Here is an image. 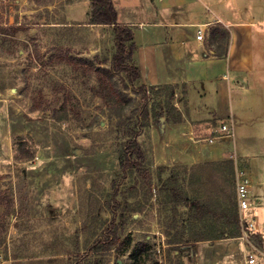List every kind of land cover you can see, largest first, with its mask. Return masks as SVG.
I'll use <instances>...</instances> for the list:
<instances>
[{
  "label": "rangeland",
  "instance_id": "1",
  "mask_svg": "<svg viewBox=\"0 0 264 264\" xmlns=\"http://www.w3.org/2000/svg\"><path fill=\"white\" fill-rule=\"evenodd\" d=\"M263 2L229 0L227 7L238 19H247L264 8ZM49 4L51 8H40ZM63 4V0H0V29L8 28L6 34L0 33V264H40L38 261L47 257H56L53 264H64V258H75L86 249L89 238L92 244L96 238L92 233L114 216L130 240L123 251L108 252L102 264H176L178 247L182 262L196 264L195 244L176 247L168 243L180 229L177 223L170 228L173 219L168 211L161 214L160 222L156 219V196L162 181L172 170L180 171L181 176L184 171L168 165H161L168 166L161 170L155 165L151 125L139 139L156 185L154 195L147 193L143 178L120 171L119 149L125 139L121 129L139 119L144 98L132 89L124 72L114 77L125 95L122 113L91 89L99 82L96 68L110 67L116 52L112 28L91 22V4L85 23L60 25L72 17ZM11 20L21 23L14 36ZM156 101H149L151 115L158 110ZM174 103L186 111L185 98L175 95ZM35 104L42 108L32 110ZM11 105L21 114L16 117L13 113L8 120L2 113ZM157 121L151 119L154 125ZM196 123L198 135L227 134L221 129L225 120L214 119L201 126ZM257 160L264 162V157ZM212 173L210 167L208 174ZM211 178L205 184L198 180L183 188L202 200L211 195L216 198L218 184ZM220 181L227 187L226 179ZM253 186L259 194H254L251 207L242 211L244 216L252 211L255 229L264 233V185L253 182ZM226 190L232 191V187ZM160 196L164 199L165 192ZM175 216L180 218L179 211ZM210 225L206 218L186 229L207 236L214 230ZM218 227H214L216 234ZM140 243H148V252L135 256ZM247 243L248 260L251 245ZM255 264H264L261 252Z\"/></svg>",
  "mask_w": 264,
  "mask_h": 264
},
{
  "label": "crops",
  "instance_id": "2",
  "mask_svg": "<svg viewBox=\"0 0 264 264\" xmlns=\"http://www.w3.org/2000/svg\"><path fill=\"white\" fill-rule=\"evenodd\" d=\"M63 1V8L65 6L72 17L58 24L80 25L86 22L84 18L89 17L91 0ZM113 1L118 22L134 26L135 60L141 69V83L174 84L177 86L176 95L186 100V111L178 107L183 114L180 122H167L162 116L155 125L151 123L150 147L155 165L182 169L184 175L181 177H185V182L182 179L180 183L183 185L191 186L198 180L205 184L213 176L218 184L216 198L211 195L214 201H221L220 180L231 177L235 181L236 192L237 172L244 170L250 180L253 202V195L259 194L254 192L253 182L264 185V162L257 160L264 157L263 6L257 10V15L238 19L227 7L229 0L227 3L226 0ZM9 24L14 36L21 23L11 20ZM94 25L111 27L108 24ZM7 29L1 28L0 33L6 34ZM201 31L204 37L199 40L197 35ZM220 31L227 32L221 41L218 39ZM224 49L225 55H218ZM11 106V109L8 106L3 108L2 115L9 117L8 120L13 113L16 117L21 114L18 107ZM214 119L227 121L226 124L233 128V135L197 134L196 122L201 126ZM23 124L26 126L28 122ZM215 126L216 123L212 125ZM259 130L261 133H257ZM215 136L218 138L207 142V138ZM242 159L246 164L240 163ZM210 167H213V173L209 175ZM186 210L189 207L178 209L180 218L175 219L176 214L169 209L162 207V212H159L156 203V219L160 222L161 214L168 211L169 218L173 219L170 228L176 223V228L184 225L187 228L193 223L187 219ZM247 212L248 215L244 216L239 209L240 216L253 220V212ZM216 225L227 228L220 221ZM159 226L160 223L157 224ZM218 235H207L206 239L195 243L196 264H248L246 254L249 248L245 239L213 238Z\"/></svg>",
  "mask_w": 264,
  "mask_h": 264
},
{
  "label": "trees",
  "instance_id": "3",
  "mask_svg": "<svg viewBox=\"0 0 264 264\" xmlns=\"http://www.w3.org/2000/svg\"><path fill=\"white\" fill-rule=\"evenodd\" d=\"M91 18L92 23L108 24L112 27L116 45V52L112 57L111 66L96 68L99 74V82L93 85L91 89L95 95L103 97L112 107L117 108L118 113H122L126 107L125 95L118 89L114 77L116 74L124 72L131 85H133L132 89L137 94H142L144 98L139 119L121 129V134L125 139L121 142V147L119 149V161L120 171L123 172L125 176L131 173L135 174L137 177L143 178L144 186L149 189L147 193L152 197L154 195L153 189H156V185L154 183L150 163L147 161L146 150L139 136L146 127L151 125V119L153 118L159 120L160 117L165 116L167 122H180L182 120V111L174 103L177 86L174 84L146 85L144 83L135 86V83L141 80V69L135 60L137 44L134 41V26L124 25L118 22V14L113 0H91ZM218 35V39L221 41L225 39L227 32L220 31ZM225 53L226 49H224L223 52H219L218 55L223 56ZM152 99H157L156 103L158 107V110H155L153 115H151L152 107H149V101ZM153 107L156 108V106ZM40 108H42L40 105L35 104L32 110ZM46 109L49 108L47 107ZM27 157H32V154ZM167 167L168 166H159L161 170L167 169ZM180 173V171L172 170L169 176L162 181L159 187V194L156 196L159 212H162L163 207L176 214V211L178 209L180 210L182 206L189 207V210H186L185 214L188 215L187 219L190 221V224L201 222L208 218V220L211 221V228L214 229L211 235H214L216 231L214 228L216 222L220 221L222 224H226L227 228H220L218 231L219 235L213 237L214 239L236 238L246 233L249 240L264 252V233L250 228L246 221L243 223L241 221L236 199L235 181L231 177L226 178V181L228 182L227 187L231 186L232 191L228 192V190H226L227 187L222 186L220 189L221 201H203L198 197H191L188 195L183 188V184L180 183L182 179L185 182V177H181ZM135 188H137V185H135ZM117 191L118 190H116V192ZM162 191L165 192L164 199L160 196ZM125 203L128 205V201ZM118 206H120V203ZM168 206L170 208H168ZM137 210L138 208L134 209V211ZM112 211L114 212V210ZM114 217L113 220L111 218L108 225L98 228V231L95 230L94 233H92L91 236L93 237L96 234V238L92 244L89 238L85 244L86 249L83 252L77 253L75 258H64V264H102L107 257V253L111 252L112 249L117 248L123 251L126 248L123 245H125L130 238L127 235L125 236L126 228H122L119 223L116 224ZM187 232L189 233L188 236H186ZM174 236L173 240L168 243L174 244L176 247L189 242L195 244L197 241L206 239L204 238L205 236H199V232L197 231H187L185 225L183 228L177 230ZM124 237L126 240L123 239ZM148 248V243H140V245L134 249L135 256L148 252ZM178 248L175 251L181 253ZM179 253H176V264H185L180 260ZM54 259H56V257L42 258L38 263L53 264L55 261ZM106 261L108 263V259Z\"/></svg>",
  "mask_w": 264,
  "mask_h": 264
},
{
  "label": "built area",
  "instance_id": "4",
  "mask_svg": "<svg viewBox=\"0 0 264 264\" xmlns=\"http://www.w3.org/2000/svg\"><path fill=\"white\" fill-rule=\"evenodd\" d=\"M264 25V22L261 24ZM204 37L203 32H199L197 35V38L199 40H202ZM222 131H226V136H232L233 135V128L229 126L228 124L222 125ZM220 135V134H218ZM218 136L207 138L208 141L213 142ZM236 195H237V202L238 207L241 210L248 209L251 207V195H250V180L246 176V173L244 170H239L237 172V181H236ZM242 223L246 221L248 223V226L255 230V226L253 223V220H247L245 217L240 216ZM243 239H245L249 244L251 245L250 251L248 252V263L249 264H255L257 261V255L259 252H261L264 255V252H262L252 241L249 240L246 233L241 236Z\"/></svg>",
  "mask_w": 264,
  "mask_h": 264
}]
</instances>
